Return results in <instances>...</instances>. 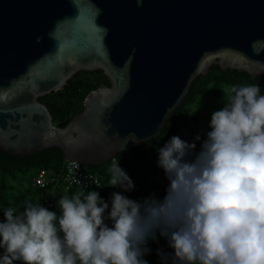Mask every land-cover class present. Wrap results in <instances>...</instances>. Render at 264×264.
Segmentation results:
<instances>
[{
	"label": "water",
	"instance_id": "obj_1",
	"mask_svg": "<svg viewBox=\"0 0 264 264\" xmlns=\"http://www.w3.org/2000/svg\"><path fill=\"white\" fill-rule=\"evenodd\" d=\"M212 65L264 73V0H0V152L104 164L157 137ZM96 70L110 85L53 127L39 99Z\"/></svg>",
	"mask_w": 264,
	"mask_h": 264
},
{
	"label": "clouds",
	"instance_id": "obj_2",
	"mask_svg": "<svg viewBox=\"0 0 264 264\" xmlns=\"http://www.w3.org/2000/svg\"><path fill=\"white\" fill-rule=\"evenodd\" d=\"M224 93L199 152L178 136L159 148L169 181L162 200L116 192L109 210L97 191H81L59 198V216L39 203L21 214L8 207L0 264H148L157 230L173 249L158 250L162 264H264V95L255 84ZM109 172L112 186L134 188L118 161Z\"/></svg>",
	"mask_w": 264,
	"mask_h": 264
},
{
	"label": "trees",
	"instance_id": "obj_3",
	"mask_svg": "<svg viewBox=\"0 0 264 264\" xmlns=\"http://www.w3.org/2000/svg\"><path fill=\"white\" fill-rule=\"evenodd\" d=\"M252 84L258 85L261 94L264 95V73L251 78L245 71L222 69L218 65L210 66L206 74L197 76L191 82L183 102L169 117L165 128L157 137L131 150L121 151L113 155L114 161L119 162V166L132 180L134 188L131 191H125L118 186L111 185L109 168L113 161L110 159L101 165H82L83 169L95 173L100 179L98 187L88 188L83 192L87 194L89 191H97L100 197L109 204V210L113 193L116 192L141 202L151 197L162 200L166 194L169 181L164 170L158 166L159 148L163 147L172 136H178L188 143L195 142V152H199L201 143L207 138V132L211 131L209 124L206 133L199 135V141H196L194 136L186 137L183 134L184 131H188L192 125L199 121V118L191 111V107L197 102L201 93L205 91L214 98H221L224 93L223 89ZM109 85L107 77L101 70L80 71L69 79L61 90L47 94L41 97L39 101L48 108L53 127L63 128L73 116L83 110L84 99L90 92ZM64 160V154L58 147L47 148L24 157H11L0 152V222L4 221L3 212L6 208H15L17 210L15 214H21L29 202L39 203L47 208L44 204L46 198L53 202V207L47 209L59 216L61 214L58 205L59 198L66 195L71 198L81 192L78 189L69 192L63 191L61 176ZM32 169L51 171L56 177H59L58 182L47 184L41 188L34 181L35 175L33 179L35 188L19 190V193L13 196L5 195L8 190L14 188L11 181H15L18 176L24 175ZM105 215L107 216V211ZM106 223L111 226V221L106 220ZM145 246L150 249L143 256L148 264H162L158 250L165 253L173 252V249L168 247L167 238L160 236L159 230L156 232V239L149 238ZM3 255L4 249L0 248V256ZM14 264H23V262L14 261Z\"/></svg>",
	"mask_w": 264,
	"mask_h": 264
},
{
	"label": "rangeland",
	"instance_id": "obj_4",
	"mask_svg": "<svg viewBox=\"0 0 264 264\" xmlns=\"http://www.w3.org/2000/svg\"><path fill=\"white\" fill-rule=\"evenodd\" d=\"M225 89H223L224 91ZM226 104L225 93L222 94L221 98H214L205 91L201 93L198 97L197 102L191 107V111L199 118L197 124L192 125L188 131H184L183 134L186 137H197L200 134H205L210 121L211 116L214 111L221 110ZM36 170L32 169L24 175H20L15 181H11L13 185V190H8L5 195L13 196L19 193L22 189H32L35 188V183L33 182L34 176L36 175Z\"/></svg>",
	"mask_w": 264,
	"mask_h": 264
},
{
	"label": "built area",
	"instance_id": "obj_5",
	"mask_svg": "<svg viewBox=\"0 0 264 264\" xmlns=\"http://www.w3.org/2000/svg\"><path fill=\"white\" fill-rule=\"evenodd\" d=\"M114 161V158H111ZM62 189L64 192H69L73 189L85 190L98 187L100 185L99 177L88 170L82 168V164L77 161L64 160L62 166ZM59 177H56L51 171L38 170L35 176V183L41 188L47 184L58 182ZM44 204L47 208L53 207V202L46 198Z\"/></svg>",
	"mask_w": 264,
	"mask_h": 264
}]
</instances>
